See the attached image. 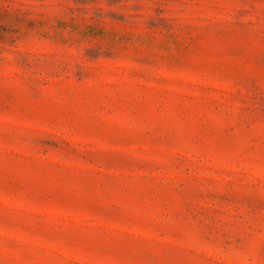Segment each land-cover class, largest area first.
Masks as SVG:
<instances>
[{"label":"rangeland","instance_id":"374dc122","mask_svg":"<svg viewBox=\"0 0 264 264\" xmlns=\"http://www.w3.org/2000/svg\"><path fill=\"white\" fill-rule=\"evenodd\" d=\"M0 264H264V0H0Z\"/></svg>","mask_w":264,"mask_h":264}]
</instances>
